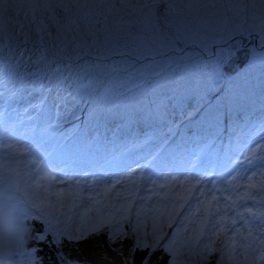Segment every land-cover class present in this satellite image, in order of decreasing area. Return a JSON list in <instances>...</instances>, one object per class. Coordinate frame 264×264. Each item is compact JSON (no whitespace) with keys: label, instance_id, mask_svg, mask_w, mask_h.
I'll use <instances>...</instances> for the list:
<instances>
[{"label":"rangeland","instance_id":"obj_1","mask_svg":"<svg viewBox=\"0 0 264 264\" xmlns=\"http://www.w3.org/2000/svg\"><path fill=\"white\" fill-rule=\"evenodd\" d=\"M61 2L70 0H55ZM80 2L96 5L99 0ZM105 2L107 9L87 6L83 11L93 17L101 11L108 16L113 34L108 49L103 43L99 48L92 45L91 40L87 48L70 45L56 54L43 72L48 78L51 69L61 64L65 73L77 78L83 76L80 67L88 64L92 66L90 90L96 93L103 87L100 102L93 100L90 111L100 110L104 116L86 119L94 130H89L87 138L80 135L74 139L85 149H68L62 154L75 166L80 163L73 160L84 162L77 167L78 175L62 180L58 164L45 171L29 147L13 140L19 137L17 132L0 127V264H28L11 259L21 254L20 242L32 221L41 222L54 241H78L106 231L114 240H133L135 249L152 252L162 248L169 254L170 264H264V124L260 123L264 121V79L253 83L260 86L256 91L244 87L248 79L253 81V66L264 70V47L260 44L264 0ZM49 3L0 0V63L5 66L0 75L16 83L23 75L17 65L30 73L41 66L36 64L41 21L49 24L55 16L64 23L67 15ZM149 9L156 31L145 19ZM186 21L193 27L189 30L197 27L191 36L181 32L188 30ZM79 22L82 31L86 30L83 17ZM198 31L207 33L198 36ZM233 36L238 44L225 42L223 49L218 47L221 43L211 44ZM161 41L170 47L161 51ZM50 48L48 56L53 59L55 45ZM102 63L115 65L113 70H105ZM149 64L154 66L148 68ZM217 70L224 73L216 86L217 95L203 103L201 112L191 115L197 101L183 100L173 91L179 78L207 79ZM109 73L114 76L107 83L116 81L96 86ZM128 73L130 78H139L129 82ZM245 78L244 86L236 87ZM152 88V99L167 108H131L137 102L147 104L139 95L143 91L152 94ZM230 88L240 91L233 102L225 95ZM256 99L259 104L252 111ZM0 109L12 115L25 111L14 109L2 94ZM247 110L252 113L244 122ZM61 115L65 114L58 118ZM75 124L78 122L73 123L74 130ZM254 130L259 132L253 134ZM118 135L125 138L123 143L111 140L120 144L117 151L109 148L108 140ZM94 144L103 146L96 154ZM198 148L202 152L194 156ZM109 149L119 159H112ZM84 151L93 156L94 168H87ZM89 170L95 171L86 175Z\"/></svg>","mask_w":264,"mask_h":264},{"label":"trees","instance_id":"obj_2","mask_svg":"<svg viewBox=\"0 0 264 264\" xmlns=\"http://www.w3.org/2000/svg\"><path fill=\"white\" fill-rule=\"evenodd\" d=\"M187 23L186 21L185 27H188V30L182 29L181 32L190 35L192 31L197 30V27L189 30V28L193 27L190 26V23ZM210 30L211 29L206 31L210 32ZM188 31L189 33H186ZM204 32L198 31V36ZM233 33H235V30H233ZM225 42L230 45L234 43L238 44L235 36H233L232 39L220 40L211 44L221 43L218 47L223 49L227 47ZM252 58L253 56H250L248 59L251 60ZM114 65V63L109 66H106V63L101 64V66H104L103 68L105 70H113L112 67ZM151 65L152 64H149L148 68ZM157 65L159 68L161 62H159V64L157 63ZM41 66L35 70V73H30L23 72V66L17 65L23 75L16 83L9 80L3 74L0 75V94L6 96V99L11 102L14 109L25 110L20 114L16 112L12 115L0 109V127L4 130H7V127L17 132L19 137L13 140H22L27 143V146L34 152V155L41 160L45 171L55 164L61 166L60 175H64L62 180L65 181L69 176L74 177L78 175L76 173L77 167L80 169L84 165V162L81 159L73 160V163H80L79 166H75L70 160L66 161L62 154L67 153L68 149H85L86 146L82 147V145L76 144L74 139H78L80 135H84V137L87 138L90 135L89 130H94L92 129L93 127H85L87 126L85 120H90L91 118L90 115L93 111H90V109L94 108L95 105L93 100L100 102L99 96L103 87L101 90H96V93L90 90L92 87L89 84V77L91 76H88V73L92 68L91 65L88 66V64H86L80 67V73L83 74L82 77L74 78L71 77L70 74L64 72L62 74V79L53 77L52 72L48 78L44 77L43 72L48 71V69L45 68L46 70H43ZM94 67L99 68L100 66L94 64ZM4 68L5 66L0 63V69ZM140 70L142 72L144 67ZM38 73L39 75H37ZM127 75L130 79L129 82L139 78L137 76H135L136 79L134 76L130 78L129 73ZM113 76V73L107 74L104 81L102 80L101 82L95 83L96 86L99 83H101L102 86L113 84L116 80L110 81L109 84L107 83ZM84 77L87 78L84 80ZM32 82V88L29 90ZM17 87H23V89L20 90ZM150 91L152 94L143 91L144 94L139 95L148 101L147 104L141 105L137 102V104L131 108H147L149 105L150 110L156 109L157 107L154 103L155 98L152 99L153 96H155L154 88ZM183 100L185 99L183 98ZM254 101L252 111L256 109L258 107L257 104H259L257 99ZM36 103H38V106H35ZM60 112L65 115H61V118H58L61 114ZM76 122H78V124H75L74 130L72 125ZM119 136L120 135H118V138L111 136L108 140L110 144L109 148L115 147L117 151L120 150V144L118 145L115 144L114 141H111L118 139V142L123 143L125 137ZM68 141L72 143L67 144ZM70 145H73V147ZM101 147H103L102 144H94L95 154L99 152ZM87 148L90 150L88 145ZM109 151H111V149H109ZM70 153L73 154L74 151ZM111 154L112 155L109 156H113L112 159H119L112 151ZM84 157L87 158V161H85L87 168H91V165L94 166V164H96V162L92 160L93 156L91 157L90 153L84 151L83 158ZM100 164L102 163L99 162L98 165ZM95 170H89L87 174H93ZM59 177L58 175L56 178H53L52 182ZM49 194L51 195V193ZM46 233H48V236H45ZM37 237L42 238L38 239ZM23 239L24 241L20 242L21 254L12 255L11 261H22L28 264H170L169 254L164 252L162 248L152 251L153 253L150 252L149 249H135L133 240H114L106 231L79 239L78 241H54L51 233L47 231L41 222L32 221ZM24 255H26V257Z\"/></svg>","mask_w":264,"mask_h":264},{"label":"snow or ice","instance_id":"obj_3","mask_svg":"<svg viewBox=\"0 0 264 264\" xmlns=\"http://www.w3.org/2000/svg\"><path fill=\"white\" fill-rule=\"evenodd\" d=\"M53 4H55L57 8H62L64 13L67 14L63 17L66 22L61 23L56 20L55 16L50 18L49 24H43V21H41V27L38 29L41 35L37 41L39 45L38 51L40 52V56L36 60L37 65H43L44 68H49L55 60V55L62 53L70 45L77 49L87 48L89 47V40H91L92 45L98 48L101 46V43H103L105 50H107L108 46L113 43V34L108 26V16L104 15L101 11L95 13L93 17L90 13L83 11L87 6H91L92 8L98 6L102 9H107L109 8V4L105 2V0H99V3L96 5H86L80 2V0H70L67 4L63 2L56 4L55 0H50L48 6L51 7ZM112 7H114V5H112ZM73 9H75V11H73ZM144 15L148 25L152 27L153 31H156L151 10L149 9ZM81 17L84 18V22L88 25L87 29L84 31H82L81 23L79 22ZM99 24H103V27H97ZM53 31L56 33L55 36L52 35ZM24 35L27 40L28 35ZM157 38H159V34H157ZM161 42L164 44V49L161 51L170 47V44L167 42ZM53 44L55 45L56 53L53 55V59H49L48 53L51 51L50 45ZM260 44L264 47V30H261L260 33ZM141 48H143L142 43ZM64 70L63 65L56 64L55 68L51 69L52 76L62 79ZM37 75H39V73ZM223 75L224 73L222 70H217L212 74L211 78L208 79L199 76H194L192 78L181 76L173 91L187 101H197L193 105V112L191 114L195 115L201 112L204 102H210L211 99L217 95L216 84ZM37 238L41 239L42 237Z\"/></svg>","mask_w":264,"mask_h":264},{"label":"bare ground","instance_id":"obj_4","mask_svg":"<svg viewBox=\"0 0 264 264\" xmlns=\"http://www.w3.org/2000/svg\"><path fill=\"white\" fill-rule=\"evenodd\" d=\"M126 1V0H125ZM253 73H254V78L252 79L253 81H251V79H248V78H245V80L244 81H241V83L240 84H238V85H236V87H238V86H241L247 79H248V81H247V83H244V85H242V86H244L245 88H248L249 90H253V91H256L257 90V88H259L260 86L259 85H257V86H254V84L253 83H255L259 78H261V80L262 79H264V70L262 69V68H260V67H258V66H253ZM249 71H252L251 69H249V70H247L246 72H247V74L250 76V73H249ZM262 84H263V86H262V88H261V90H263V93H264V81H262L261 82ZM261 84V85H262ZM256 85V84H255ZM241 86V87H242ZM240 87V88H241ZM239 88V89H240ZM231 89V88H230ZM234 92V93H233ZM238 93H240V91L239 90H234L233 91V89H231V91H228V89H226V92H225V95H228L229 96V98H227V99H229V101L228 102H233V101H235L236 100V98H235V95L234 94H238ZM224 95V96H225ZM241 95V94H240ZM260 95V94H259ZM258 95V96H259ZM261 100V99H260ZM263 102H264V99H262V104H263ZM154 103H155V105H156V107H158L159 106V108L160 107H163L164 109L165 108H167L166 107V105L165 104H158L157 103V100H156V98L154 99ZM235 103V102H234ZM228 105H230V103H228ZM244 105V104H243ZM242 106V105H241ZM244 106H242L241 108H243ZM264 107V106H263ZM246 110V109H245ZM252 113V112H251ZM251 113H249V110H247L246 112H244V122L245 121H247V120H249V117H250V115H251ZM100 115H103L104 116V114L102 113L101 114V112H100V110H99V112H95V111H93L92 113H91V117H99ZM245 115H246V117H245ZM242 118H243V116H242ZM255 119V118H254ZM255 120H257V119H255ZM258 121V120H257ZM103 123V122H102ZM260 123H263L264 124V121H260ZM112 124H114V123H112ZM203 126H205V127H207L208 126V124H202ZM243 126H245V125H243ZM87 127H89V125H87ZM252 128H253V125H252ZM121 129V128H120ZM241 129H242V127H241ZM190 130H191V128H190ZM237 130H239V129H237ZM257 130V129H256ZM193 131V130H192ZM256 132H259V131H253V134H256ZM214 140H211V143L213 142ZM203 147L204 146H202V149H203ZM202 149H195L194 150V156H197V154L198 153H201L202 152ZM204 155H205V157L208 155V150H205V152L203 153ZM211 159H213V158H211ZM98 163L99 162H97V165H98ZM95 166H92V168H94ZM195 169H196V167H195Z\"/></svg>","mask_w":264,"mask_h":264}]
</instances>
